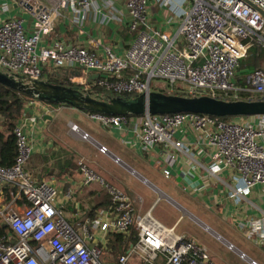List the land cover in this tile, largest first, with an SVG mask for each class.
I'll return each mask as SVG.
<instances>
[{
    "label": "built area",
    "instance_id": "built-area-1",
    "mask_svg": "<svg viewBox=\"0 0 264 264\" xmlns=\"http://www.w3.org/2000/svg\"><path fill=\"white\" fill-rule=\"evenodd\" d=\"M122 1L130 17L128 28L137 37L121 55L109 47L100 50L99 43L92 49L62 40L39 50L44 37L54 33L56 17L70 14L76 28L92 13L104 25L123 23V12L117 7ZM154 3L170 11L166 26L174 27L172 32L152 25L149 7ZM19 4L27 12L29 25L20 18L0 25V71L4 73L40 80L44 66L51 64L80 70L86 76L99 74L93 83L85 79L84 91L98 85L137 97L155 92L153 88L167 95L224 101L246 100L240 93L251 99L264 96V72L247 76L248 89L236 84L240 61L248 54L246 41L256 38L264 45V0H192L191 4L186 0H20ZM10 10V4L0 5V14ZM128 70L132 74L124 78ZM112 77L116 80L111 81ZM69 80L74 82L71 76ZM154 82L164 85L156 88ZM89 118L122 135L131 133V146L138 142L146 152L161 150L159 164L166 179L172 177L180 159L193 162V170L206 176V187L217 185L220 196L235 206L229 215L234 216L236 228L264 249V116L230 122L191 113L133 117L90 113ZM70 127L80 133L77 125ZM14 132L15 163L10 168L0 166V195L5 185L14 189L10 201L0 196V218L13 232L0 238V264H109L104 261L108 239L132 229L138 236L136 243L111 264H130L132 258L143 264H158L159 260L164 264H218L205 246L161 223L153 214L155 206L140 213L133 197L104 184L84 162L79 163L84 184L100 183L111 207L91 222L95 233L86 225L76 229L66 218L58 189L49 182L35 181L28 172L34 153L29 136L20 125ZM81 137L91 141L87 133ZM99 150L109 155L104 146ZM196 152L203 155L202 161ZM257 187L262 191L255 203L250 198ZM23 198L27 206L19 204ZM249 209L252 214L247 213ZM227 248L242 261L259 264L233 244Z\"/></svg>",
    "mask_w": 264,
    "mask_h": 264
},
{
    "label": "crops",
    "instance_id": "crops-1",
    "mask_svg": "<svg viewBox=\"0 0 264 264\" xmlns=\"http://www.w3.org/2000/svg\"><path fill=\"white\" fill-rule=\"evenodd\" d=\"M19 3L20 0L17 1L0 0V5L2 4L11 5V10L7 14L4 15L0 14V25L7 19H14V18L23 19L27 23V26L29 25V18L27 12L24 9H22ZM124 5L125 3L124 1H122L117 6L118 9H120L121 12H123V20H122L123 23L115 22V23H110L108 25H104L101 23L99 17L94 13H92L91 15L88 16L87 20L85 21L84 25L81 28H76L75 26H73L71 22L70 14L68 15L67 13H64L62 16L56 17L54 33L44 37L43 42L39 47V50L41 48H44L48 44L52 43L53 40H62L67 44L79 45L85 48H92V49L94 48L95 44L99 43L101 44L100 50L104 51V48L109 47L115 53L121 55L126 51V49H128V47L134 40L131 38V36H128L130 34L129 32H131L128 28L130 17L126 13ZM161 9L162 8H160L155 3L150 5L149 10L151 14V18H150L151 23L157 28H160L162 30H168V32H172L174 30V27L169 28L166 26V21L169 15L165 18L164 23L158 22L157 18H159L158 15L160 14ZM45 66L47 67L46 69L48 70H52V68H54L51 64ZM75 72L77 73L74 76L71 75ZM91 75H95V73L86 76L80 70L77 71L73 70V72L71 70L68 75V79L71 76V78L74 81L73 83L83 85L85 84L84 82H86L85 79L87 78H88L87 83H89V77ZM154 86L157 88L158 85L154 84ZM83 89H85V87H83ZM155 92L160 93V90L156 89ZM232 101H228V102H232ZM67 108L70 110L72 109L75 110L74 108L65 107V106L48 107V105L38 101L30 102L26 107L24 117L20 120L18 125L23 127L25 133L29 136L34 149L32 159L28 165V169H27L28 172L35 181L49 182L58 189V199L63 204L66 218L73 225V227L79 229V227L86 225L90 227L92 233H95L96 232L95 229H93L91 226V222L93 220L91 219L89 214L91 213V211L95 206H102L104 202L103 201L104 198L101 199L102 197L100 193H95L93 191L94 190L93 187L95 186L96 183H92L89 185L84 184L85 177L80 170L79 163L85 161L84 159H87V154L88 152H90L86 149L85 145H87L88 143H93L96 145L95 148L96 150H99L98 148L100 146H105V147L107 146L111 159L113 160L115 159V161L116 159H119V161L124 163L126 169H131L130 166H128L124 161H122L120 157H117L116 156L117 153H115L114 150H112V148L115 149L116 145H118L119 147L122 146L125 149H127L129 151V154H133L137 158H139L137 160L139 162H137L136 166L139 168V172H141V174H144L145 176L147 175L153 178V180L155 181L162 182L161 178L165 180H169L168 183L172 182L178 188L183 189L185 192L189 193V195L193 196L195 199H199L210 208L215 207L216 209H219L216 213L219 216V218L223 220V222L225 221L224 222L225 224L227 223L226 224L227 226L231 227L237 233L241 234L243 238L251 245H253L254 247H256L261 251L262 250L264 251V249L259 248L253 242L248 241L243 235V233H241L236 228L235 225L236 220L234 216L229 215V211H233L235 206L231 205V203H229L226 200L224 195L220 196L219 193L220 188L217 185L214 186L211 185L206 187L204 183V177L206 178V176L202 173L199 174L195 170H193L194 167L193 162H187L183 159H180V162L178 166L175 168L172 177L166 179L163 176L162 167L159 164L162 158L161 150L146 152L142 149V147H140L138 142H136L134 146H131L130 144H128V142H133V136L131 133L127 132L126 134L122 135L118 131L106 128L97 122L95 123L99 124L101 128L106 130V132L111 136V138H109L108 136H103V134L101 133V134H95V136L97 137V139H95L94 137L91 136L93 135V132H91L90 135V133H88L89 130L82 128V126L76 122L75 123L69 122L66 129L64 124L60 126L59 123L61 119L60 116L63 115V111L67 110ZM85 114L87 118L91 120L89 118V113H85ZM33 119H35L36 121L33 122L32 121ZM70 124L77 125L78 128L80 129V133L73 132L71 130ZM82 133H87L90 136L91 141L89 142L82 139L81 137ZM179 136L181 137V135ZM123 151L124 150H122V152ZM195 157L199 161H202L203 159V155H200L198 152H196ZM180 158H182V156H180ZM184 169L187 170V174L192 176V185L188 184L185 181V179L180 177L181 172ZM132 171L136 172L135 170ZM136 174H137L136 177L141 178L143 182H147L150 185V182H148L144 177H142L140 173L136 172ZM132 185L135 186L134 183ZM162 185L166 190H170L168 188V184H162ZM152 187L156 189V187L154 186ZM156 191H160V190L157 189ZM261 191L262 188L257 187L254 195L250 198V200L252 202L258 203V199H257L258 193H261ZM85 192H88L89 197H87V199L82 200V198H86L83 196ZM105 196L106 197L108 196L107 192ZM134 199L138 202L137 205L139 207L140 213H145L146 211H148V209L144 207L145 200L143 197L138 196ZM159 202L160 200L158 198V200H156L151 207L155 206L156 208ZM87 205H89V207H86ZM258 205H260V203ZM109 209L107 210L109 211ZM105 211L106 210H101L98 212L97 210L95 219L101 217L102 216L101 213ZM247 213L252 214L253 211L249 209ZM193 219L195 218L193 217ZM195 220L197 221V219ZM180 221L181 220L179 219L176 222V224L173 226L175 227L176 231H177V226L181 223ZM205 230L211 232V230L208 227H205ZM129 234H122V235H129ZM178 234L186 235L189 238L193 239L194 241L196 240L193 238V236L197 237L198 241L196 242L205 246L206 249L209 251V253L211 251L210 248L213 247V246H208L205 242L201 241L200 237L196 234L191 235L188 234L187 232H180ZM215 237H220V235H217V233H215ZM109 239L105 244L106 254L104 256V261L106 263L111 264L119 257L116 255L114 250L108 248ZM223 241L226 243V250H228L227 244H229L230 242L225 241L224 239ZM132 246L129 248L127 253L131 250ZM240 250L238 249V251ZM234 254H236L239 258L238 253H234ZM239 260L245 264H248L242 261L240 258ZM130 264H143V263L141 261L139 262L136 258H132L130 260ZM158 264H164V261L159 260Z\"/></svg>",
    "mask_w": 264,
    "mask_h": 264
},
{
    "label": "rangeland",
    "instance_id": "rangeland-1",
    "mask_svg": "<svg viewBox=\"0 0 264 264\" xmlns=\"http://www.w3.org/2000/svg\"><path fill=\"white\" fill-rule=\"evenodd\" d=\"M192 0H186L187 4H191ZM170 11L168 9L160 10L158 15L159 23H164L165 18L169 15ZM158 86H163V82H154ZM48 105V104H46ZM48 107H56L54 105H48ZM67 107V106H66ZM61 126L64 124L67 129L69 122L79 123L82 128L89 130L88 133L93 132L92 137L97 139L95 134H103V136H111L99 126V124L89 120L84 112L81 110L75 109L63 111V115L60 116ZM86 149L90 152L87 154V159H84V164L86 167L91 170L93 173L98 175L104 184L110 185L115 188H119L122 191L128 193L131 197L136 198L141 196L145 200L144 207L150 210L153 203L160 200L159 204L154 208V216L163 223L168 228H173L176 222L180 219L181 223L177 226V233L187 232L188 234H196L200 237L201 241L205 242L208 246H213L210 248V254L214 261L218 264H245L241 262L235 252H230L226 250V243L221 242L215 237V233L220 235L222 239L232 243L237 249L246 253L249 257L256 260L259 264H264V251L257 249L249 242H247L243 236L233 230L231 227L227 226L222 219L217 215L215 207H209L205 205L199 199H195L189 193L185 192L183 189L178 188L172 182L168 183L169 180L163 178L161 181H155L149 176H145L139 172V168L136 166L137 158L133 154H129V151L122 146L116 145L114 150L117 153V157H120L132 170L140 173L147 182H143L141 178L136 177V172L131 169H126L123 162H116L115 159H111L110 155H104L100 150H96V145L93 143H88L85 145ZM105 147V146H104ZM98 148V147H97ZM105 148L108 149L106 146ZM99 149V148H98ZM122 150H124L122 152ZM109 151V150H108ZM126 152V153H125ZM110 159H109V158ZM121 175V176H120ZM181 178L192 185V176L187 174V170L184 169L180 175ZM181 180V179H180ZM178 182V181H177ZM134 183L135 186L132 184ZM162 184H168V188L171 190H166ZM152 186L156 187L154 189ZM95 193H100L101 199L106 195L104 187L100 183H96L93 187ZM159 189L160 191H156ZM174 194H173V193ZM169 197H168V196ZM83 199L89 197L88 192L83 194ZM86 207H89L87 205ZM197 219V221L195 219ZM205 227H208L210 231L205 230ZM193 238L198 241L197 237Z\"/></svg>",
    "mask_w": 264,
    "mask_h": 264
},
{
    "label": "water",
    "instance_id": "water-1",
    "mask_svg": "<svg viewBox=\"0 0 264 264\" xmlns=\"http://www.w3.org/2000/svg\"><path fill=\"white\" fill-rule=\"evenodd\" d=\"M95 74L89 83L99 79ZM0 84L30 97L68 105L78 110H88L107 116L173 115L182 113L200 114L214 118H237L264 116V100L224 101L211 97H182L150 92L135 99L117 98L111 101L93 96L89 91H72L56 87L42 79L33 80L20 75L0 71ZM3 200V197L1 198Z\"/></svg>",
    "mask_w": 264,
    "mask_h": 264
},
{
    "label": "trees",
    "instance_id": "trees-1",
    "mask_svg": "<svg viewBox=\"0 0 264 264\" xmlns=\"http://www.w3.org/2000/svg\"><path fill=\"white\" fill-rule=\"evenodd\" d=\"M17 1V0H16ZM128 36L132 39L137 37V32H129ZM249 45L247 57L240 61L239 74L236 78L237 87L242 89L250 88L247 83V76L253 72H264V45L259 44L256 38H250L246 41ZM44 66L41 79L63 89H69L72 91H83V86L77 83H73L68 79L70 69H59L52 68V70L46 69ZM132 74L130 70L123 73V77L127 78ZM116 80L115 77L111 78V81ZM153 90L156 91L155 88ZM93 96H97L100 99L111 101L117 98L132 100L137 98L135 94H118L114 91L100 87L98 85L93 86L92 90L89 91ZM167 94V92H165ZM242 99L247 101H257L264 100L263 97H257L251 99L246 97L247 94L240 93ZM227 101H232L233 99H226ZM38 101L43 104L54 105L48 101H42L28 95L22 94L16 90L10 89L2 84H0V166L4 168H10L14 165L17 156V139L15 135V129L24 117V113L27 105L30 102ZM54 106H67L68 105H54ZM72 108V107H71ZM85 113H93L88 110H81ZM133 117V116H128ZM218 121L230 122L234 118H216ZM14 191L11 185H5L2 187L1 195L4 196L5 200L10 201V192ZM108 200V201H107ZM102 206H95L89 216L92 220L96 218L97 210H107L111 207L110 200L108 196L104 197ZM107 201V202H106ZM21 206H27L28 202L24 198L19 201ZM13 232L11 228L3 223L0 218V238L6 235H12ZM138 239L135 230H131L129 235L116 234L112 235L109 239L108 248L115 251L118 257L125 255L129 248L136 243Z\"/></svg>",
    "mask_w": 264,
    "mask_h": 264
}]
</instances>
